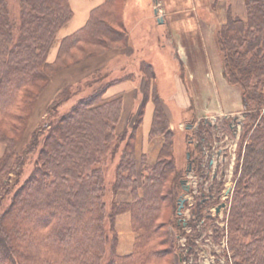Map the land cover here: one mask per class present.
Masks as SVG:
<instances>
[{
	"label": "trees",
	"instance_id": "16d2710c",
	"mask_svg": "<svg viewBox=\"0 0 264 264\" xmlns=\"http://www.w3.org/2000/svg\"><path fill=\"white\" fill-rule=\"evenodd\" d=\"M17 1L12 14L7 0H0V264H172L169 256L183 236L181 228L202 220L205 205L197 204L189 222L178 213L186 190L184 172L176 168L172 142L166 139L171 134L166 133L149 64L139 62L145 85L140 119L131 135L115 134L121 98H106L113 84L102 82L96 70L87 78L90 93L60 116H55L57 107L50 106L41 129L32 133L20 153L16 151L39 95L60 71L124 46L127 1L108 0L92 10L82 28L59 42L52 62L48 59L56 36L72 17L69 0ZM243 2L245 18L228 19L214 34L223 74L238 88L245 112L228 243L234 264H264V0ZM127 69L106 66L104 76L118 70L117 80L129 82ZM71 94L64 88L54 105ZM149 100L154 111L148 136H163L164 141L154 164L142 157L138 166L134 134ZM195 126L197 148L206 131ZM126 134L114 179L107 185L100 164L107 153L119 151ZM31 148L37 153L33 169L18 186L23 154ZM200 160L189 152L186 169L199 168ZM11 191L9 204L2 205ZM121 194L126 198L116 201ZM166 209L170 217H165ZM126 213L135 238L131 252L120 256L115 225ZM170 229L180 232L174 242ZM192 233L187 240L195 248L198 234Z\"/></svg>",
	"mask_w": 264,
	"mask_h": 264
},
{
	"label": "rangeland",
	"instance_id": "374dc122",
	"mask_svg": "<svg viewBox=\"0 0 264 264\" xmlns=\"http://www.w3.org/2000/svg\"><path fill=\"white\" fill-rule=\"evenodd\" d=\"M126 1L123 22L127 34L124 46L118 48L116 51L93 57L71 69L60 71L39 95L27 120L22 142L17 147L16 151L20 153L25 148V144L31 141L32 133L41 129L42 122L46 118L47 109L50 106H56L57 112L55 116H60L68 112L79 98L90 93L91 88L87 85V78L96 70L100 72L102 82L105 83L110 81L111 84H113L108 90L117 86L124 87V92L122 93H116L109 97L105 94V96L108 99L121 98V113L115 129V134L120 136L126 131L131 135L133 126L140 119L139 113L142 107L141 102H143L145 83L141 81L142 74L140 73L139 62L144 61L145 64H149L152 67L155 74V96L162 103V112L166 118L167 124L166 133L171 134H166V139L172 142L175 166L184 172L185 187L191 188L190 193L189 191H185L182 196V199L185 200L184 207L181 209L182 221L189 222L191 220L199 200L202 199V197L198 195L199 191L203 192L205 197H207V189L210 186L211 190H209V194H212L214 197V199L210 200L208 203L207 209H210V212L205 213L203 210L204 216L202 220H198L199 222L196 221L195 224L197 225H184V227L181 228L183 236L176 240V245L174 244V250L172 255L169 256V259L172 264H234V255L228 243V215L235 182L238 177L235 173L237 167L241 163L238 155L243 153L244 146L241 137L244 132L243 124L245 122V112L241 95L238 88L230 86L226 81L221 61L219 73H208V67L205 63L206 67L203 70L204 75H199L198 71L196 73L199 76H194V80L191 78L189 79L182 65L177 61V59L179 60L178 54H176V59L172 56L174 48L169 42L177 38L173 32V30H176L173 23L180 19L189 18L192 20L196 18V20L191 21L193 25L190 26L189 29L194 31V28H200L199 33H197L198 35L193 33L189 35L182 34L184 45L187 46V44H190L195 49H201L202 40L204 38L208 39L207 37L211 35L212 41L210 44H207V49L210 48L208 49L209 51H214L216 48L214 42L215 31L218 30L219 27L224 26L230 18L244 19V2L242 0L243 10L234 14L229 9L230 6L228 2L223 8V4L220 3L211 7V5H207L204 0H189L190 2L187 3L188 8L186 11H183L179 10L181 7L180 0H161L165 12L164 17H160L164 21L161 23L155 21L154 9L152 8L153 3L159 0ZM235 2H239V0H235ZM7 3L11 13L14 14L17 11L18 1L7 0ZM183 4L184 1L182 5ZM156 14L160 15V12L158 11ZM72 18L73 13L67 25ZM194 23H196V26ZM178 29L177 31H183L182 27H178ZM59 32L56 36V44L50 51L49 62L54 60L59 42L64 38L60 37ZM196 36L201 40H198V43L195 42L196 45H193L192 38ZM126 46H129L133 50L129 58H125L123 54ZM193 58L195 59V57ZM208 59L210 60V64L213 65L214 57L209 56ZM203 60L206 59L203 58ZM106 66H113L115 69H119V67L123 66L128 67L126 74H131V81L120 83L117 80L119 74L116 71L118 70L112 75L104 76ZM146 69H148V67H146ZM184 79L187 85L183 84V89L182 83ZM130 87L132 88L127 90ZM64 88H69L72 94L69 97L64 96V100L66 99L64 102L61 103L58 101L59 103H55L54 105L53 101ZM137 89L139 90L138 92ZM135 92L137 93L136 95ZM148 104L151 105L153 114L154 105L152 101L149 100ZM142 119H144V116ZM142 124L143 120L135 130L134 154L138 166L142 157H145L144 159L148 165H152L157 161L164 137L149 138L148 136L147 139H144L141 132ZM194 124H200L206 131V139L197 148L195 146L198 144V139L193 135V132L196 130ZM125 137L126 138L119 143V151L114 155L107 153L104 157L105 159L100 164L107 185L114 179L121 151L125 147L128 135L126 134ZM189 142H192L193 145H189ZM202 147L205 148L204 153H202ZM199 150L201 152L200 154L197 152ZM188 151L191 153L192 157H197L198 154V157L200 156L201 158L200 161L202 165L199 168L194 167L192 171H188L190 169L189 167L186 169ZM2 154L3 148L1 147L0 156H2ZM36 154L33 148L23 154L25 165H23L19 171L18 186L22 185L23 181L33 169V161L36 159ZM11 177L16 179L13 175H11ZM201 183H205L203 190H200V187L198 189ZM210 183H212V185ZM193 189L195 191H193ZM11 195L12 191L6 194L2 205L4 204L6 206L9 204ZM119 196L120 197L115 198L118 202L121 201L122 196L126 198V196L122 194ZM123 201L125 200H122V202ZM110 202V195H108L107 203L109 204ZM221 203H225V207L216 213L215 209ZM165 213V217L167 215L170 217L171 213L168 209H166ZM124 215L129 216L130 233L124 230L125 225L122 222L126 220L122 218ZM207 215L210 216V219H207ZM130 221L129 213L119 215L116 218L115 230L118 235V246L121 244L122 247L125 242L128 243L131 233L134 241L135 233L131 229ZM193 231L198 234V239L194 241L196 242L195 245L197 244L198 247L201 248L199 251L187 240V237L193 235ZM169 232L174 242L180 232L173 229H170ZM117 253L120 255L118 251Z\"/></svg>",
	"mask_w": 264,
	"mask_h": 264
},
{
	"label": "crops",
	"instance_id": "0c3cea01",
	"mask_svg": "<svg viewBox=\"0 0 264 264\" xmlns=\"http://www.w3.org/2000/svg\"><path fill=\"white\" fill-rule=\"evenodd\" d=\"M106 1H108V0H69L70 8H71L72 13H73V18L70 21V23L59 32L60 37L63 38V37L69 36L72 33L79 30L80 28H82L86 24L92 10L96 9L97 7H99L100 5L105 3ZM183 1H184V4L182 5ZM180 2H181V7L179 10H183V11L185 10L186 11V9L188 8L187 3H189L190 1L189 0H180ZM204 2L207 5H211V7L215 4L217 5L218 3H220V4H223V8H224V5L228 2V5L230 6L229 9L234 14H236V12H238L240 10L241 11L243 10L242 9V5H243L242 0H239V2H235V0H204ZM152 8L154 9L155 21L163 23L164 21L160 18L162 16L164 17V15H165L164 9L162 7V1L159 0L157 2H154L152 5ZM235 8H236V10H235ZM158 11L160 12V15L156 14V12H158ZM238 15H240V14H238ZM193 20H196V18H194L192 20H190L189 18L182 19V20L180 19L179 21H176L175 23H173L174 28L176 27V30H173V32L177 38H174V41L170 40V42H169L174 48V51L172 52L173 53L172 56H174L176 59V54H178L179 60L177 59V61H178V63H180L182 65L183 70H185L186 76L189 79L190 78L193 79L194 76L197 77L200 74L204 75L203 70L205 69L206 64L208 67V73L210 72L211 74L212 73L217 74L220 71V60H219L220 58H219V55L216 51V48L212 52L208 50L210 48L207 49V44H210L212 41L211 35H209L207 37L208 39L204 38L202 40L203 42H202V48L201 49H199V48L195 49L190 44H187V46L184 45L183 40H182V36H181L182 34H188L189 35L190 33H193V34L198 35L197 33H199L200 28H198V29L194 28V31L192 29H191L192 31L189 29L190 26L193 25L191 23V21H193ZM197 24H198V21H197ZM194 25L196 26V23H194ZM178 27H182L183 31H177V30H179ZM192 39H193V41H192L193 45H196V43H198V40H201L200 38L198 39L197 36L195 38H192ZM132 51L133 50L129 46H126L124 51H123L124 57L129 58ZM209 56L214 57L213 65L210 64V60L208 59ZM193 57H195V59ZM49 58H50V56H49ZM203 58H205L206 60H203ZM196 72H198L199 75H197ZM184 77H185V75H184ZM141 81H142V79H141ZM183 84H186L185 79L182 83V88L184 89ZM123 88L124 87H121V86L120 87L117 86L115 88H112V89L108 90V92L106 93V96L109 97V96H113L116 93H122V92H124ZM131 88L132 87H130L127 90H130ZM138 91L139 90L137 89V92ZM136 94L137 93L135 92V95ZM151 116H152V109H151V105L148 104V105H146L143 124L141 126L142 127V131H141L142 137L144 139H147V137H148V133H149L150 125H151ZM171 126H172V123H171ZM179 126H180V124H179ZM122 218L126 219V220L122 221L123 224L125 225L124 230H127L128 231L127 233H130L131 230H130V224H129V216L124 215ZM129 236L131 239V240L128 239L129 244L127 242H125V244H123L122 247H121V244H119V246H118L117 251L119 252L120 255H125V254L127 255L131 252L132 242H133L132 233Z\"/></svg>",
	"mask_w": 264,
	"mask_h": 264
},
{
	"label": "flooded vegetation",
	"instance_id": "af4514ba",
	"mask_svg": "<svg viewBox=\"0 0 264 264\" xmlns=\"http://www.w3.org/2000/svg\"><path fill=\"white\" fill-rule=\"evenodd\" d=\"M202 149H203V147H202ZM208 152H209V151H208ZM188 167H189L190 169L193 170V168H191L190 165H189ZM190 169H189V170H190ZM207 177H208V176H207ZM213 179H214V177H213ZM210 184L212 185V183H210ZM213 186H214V185H213ZM199 187H200V190H203V188L205 187V183H201V184H199L198 189H199ZM209 190H211L210 186H209L208 189H207V194H208L207 197H205V194H204L203 192H201V191H199V194H198L200 197H202V199L199 200V201H200L199 203L205 205V207L203 208L205 213L210 212V209H207V207H208V203H209L210 200L214 199L213 195H212V194H209ZM189 193H190V191H189ZM184 204H185V202H184ZM184 204H183V207H184ZM224 207H225V203H221V204L215 209V212L218 213V212H219L221 209H223Z\"/></svg>",
	"mask_w": 264,
	"mask_h": 264
},
{
	"label": "water",
	"instance_id": "95a60500",
	"mask_svg": "<svg viewBox=\"0 0 264 264\" xmlns=\"http://www.w3.org/2000/svg\"><path fill=\"white\" fill-rule=\"evenodd\" d=\"M187 158H189V155H187ZM183 203H184L183 199H180V200H179V208H178V212H180Z\"/></svg>",
	"mask_w": 264,
	"mask_h": 264
},
{
	"label": "built area",
	"instance_id": "2783aa9c",
	"mask_svg": "<svg viewBox=\"0 0 264 264\" xmlns=\"http://www.w3.org/2000/svg\"><path fill=\"white\" fill-rule=\"evenodd\" d=\"M193 191H195V190L193 189ZM197 239H198V238H197ZM197 239H195V241H196ZM195 241H194V242H195ZM195 243H196V242H195ZM195 247H196V249H198V251H199V249H201L200 247H198V245H197V244H196V246H195ZM184 261H185V259H184Z\"/></svg>",
	"mask_w": 264,
	"mask_h": 264
}]
</instances>
